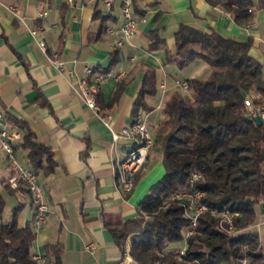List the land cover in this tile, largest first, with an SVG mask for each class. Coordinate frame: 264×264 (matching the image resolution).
<instances>
[{
    "label": "crops",
    "instance_id": "crops-1",
    "mask_svg": "<svg viewBox=\"0 0 264 264\" xmlns=\"http://www.w3.org/2000/svg\"><path fill=\"white\" fill-rule=\"evenodd\" d=\"M121 2L114 0L106 8L102 0H0V112L22 138L28 131L48 146L56 162L52 171H36L49 213L45 225L34 232L31 253L47 258L48 246L59 243L60 264H121V252L107 223L136 217L138 203L164 173L160 153L151 152L131 192L116 185L114 161L123 156L127 143H113L112 131L76 93L85 66L105 74L99 85L104 105L109 104L116 83L127 80L118 100L101 114L109 115L116 132L131 123L147 72L153 74L155 93L144 96L148 109L142 110L153 135L163 119L164 94L176 89L177 81L204 79L209 73L208 64L195 59L179 68L194 66L180 79L177 65L167 61V53L175 52L181 24L238 41L249 39V54L264 64V9L254 7L251 23L243 27L230 12L206 0H132L137 29L128 43L116 48L113 36L102 26L120 25ZM41 5L44 16H39ZM102 16H106L103 22ZM39 40L44 41L45 51ZM53 53L64 62L62 69L48 60ZM114 55L117 60L111 63ZM14 152L29 166L27 149L17 145ZM9 174L8 158L0 151V223L16 209L17 226H32L31 197L24 187L12 190L6 185ZM248 229L257 232L264 253V212Z\"/></svg>",
    "mask_w": 264,
    "mask_h": 264
},
{
    "label": "trees",
    "instance_id": "trees-1",
    "mask_svg": "<svg viewBox=\"0 0 264 264\" xmlns=\"http://www.w3.org/2000/svg\"><path fill=\"white\" fill-rule=\"evenodd\" d=\"M230 12L235 23L248 26L254 7L264 9V0H206ZM106 16L101 17V21ZM105 30L106 26H102ZM176 48L167 53V61L183 68L200 59L208 64L206 78H188L191 94L178 88L164 94L163 119L153 134L149 150L161 155L163 175L150 185L138 203L137 216L116 223H107L121 252L120 263L127 255L131 264H264V253L256 231L248 229L264 211V118L255 120L258 109L264 108V64L249 54L251 41L225 38L215 31H203L181 24L175 34ZM113 56L111 63L116 62ZM116 83L109 104L100 101L101 110L116 102L126 85ZM155 93V79L147 72L133 105V115L148 109L144 96ZM255 93L251 101L245 99ZM14 124L22 121L8 118ZM29 168L52 171L56 162L48 146L39 143L31 132L23 134ZM144 167V165H143ZM137 173L135 183L141 176ZM201 174L197 188L205 192L203 201L213 207H226L235 212L234 224L242 230L227 235L219 230L209 214L198 218L195 233H186L191 224L180 200L172 196L189 185L192 172ZM32 226H17V212L0 223V264H38L31 253ZM184 248V250H182ZM62 245L47 248L51 264H60Z\"/></svg>",
    "mask_w": 264,
    "mask_h": 264
},
{
    "label": "built area",
    "instance_id": "built-area-1",
    "mask_svg": "<svg viewBox=\"0 0 264 264\" xmlns=\"http://www.w3.org/2000/svg\"><path fill=\"white\" fill-rule=\"evenodd\" d=\"M72 2L73 0H67ZM106 8H110L114 0H102ZM10 10H14L13 6H9ZM46 10L41 5L39 16H44ZM122 21L118 27H106V32L113 36V45L116 48L123 47L128 43L137 29V18L134 15L132 8V0H122L121 2ZM33 36H37L36 30H31ZM41 50L45 51L46 46L43 40L38 41ZM48 60L55 64L59 69L64 67V62L59 58L57 53L48 56ZM85 77L80 80L75 91L81 98L83 103L101 117L103 122L112 131L113 143L118 140H124L127 143V148L122 157L114 161L115 182L124 193H129L134 188V181L137 173L146 163L149 150L153 145V135L147 126L146 115L139 110L128 125L122 127L120 131L113 130L109 115H101L102 110L96 101L95 94L99 85L104 81L105 74L95 72L91 66L84 67ZM176 86L184 95H190L189 84L187 81H177ZM162 90L165 85L160 84ZM245 104L250 105L248 98L245 99ZM261 119L264 118V111L257 113ZM22 140V134L19 130L9 127L3 113L0 112V151L4 152L8 158L10 174L6 178V185L12 190H18L24 187L29 193L32 205L34 208V218L32 222V230L36 232L42 228L48 219L49 205L46 199V194L43 186L39 182L38 175L29 166L22 163L14 152V145ZM201 178L198 172H192L189 178L188 187L182 191H177L172 197L180 200L184 207V214L191 224V229L186 233L187 236L195 233V227L198 218L203 214H209L217 221L220 231L227 235H234L242 230L236 228L234 224L235 212L223 207L217 208L206 204L203 201L205 192L197 188L196 182ZM33 258L38 264H50L45 257L33 255ZM123 264H131L130 258L126 255ZM237 264H247V260L240 259Z\"/></svg>",
    "mask_w": 264,
    "mask_h": 264
},
{
    "label": "rangeland",
    "instance_id": "rangeland-1",
    "mask_svg": "<svg viewBox=\"0 0 264 264\" xmlns=\"http://www.w3.org/2000/svg\"><path fill=\"white\" fill-rule=\"evenodd\" d=\"M194 67V66H193ZM192 66L190 67V69L191 68H193ZM179 69V68H178ZM190 69H187V70H178L176 73H177V77H179L180 79L181 78H183L184 76H186V75H188V70H190ZM262 73H263V76H264V67H263V69H262ZM253 96H255V93H251L249 96H247V98L250 100V102L252 101V98H253ZM263 99H264V97H263ZM249 106V108H251V109H253V107L251 106V105H248ZM259 111H261V110H263L264 111V108L263 107H261L260 109H258ZM163 175V174H162ZM264 212V211H263ZM258 217V216H257ZM256 220H257V218H256ZM256 220H255V222H256ZM129 243H130V240L129 239H127V242H126V244H125V246H126V255H127V252H128V250H129ZM182 250H184V248L182 249ZM126 257H124V259H125ZM130 258V262H132V260H131V257H129ZM124 259H123V261H124ZM122 261V262H123ZM240 261V260H239ZM123 264V263H122Z\"/></svg>",
    "mask_w": 264,
    "mask_h": 264
},
{
    "label": "water",
    "instance_id": "water-1",
    "mask_svg": "<svg viewBox=\"0 0 264 264\" xmlns=\"http://www.w3.org/2000/svg\"><path fill=\"white\" fill-rule=\"evenodd\" d=\"M255 120H256L258 123H261V122H262V119H261L260 115H258V114L255 115Z\"/></svg>",
    "mask_w": 264,
    "mask_h": 264
}]
</instances>
